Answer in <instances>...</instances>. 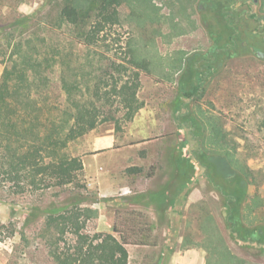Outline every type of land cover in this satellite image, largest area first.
I'll return each instance as SVG.
<instances>
[{"label":"rangeland","instance_id":"374dc122","mask_svg":"<svg viewBox=\"0 0 264 264\" xmlns=\"http://www.w3.org/2000/svg\"><path fill=\"white\" fill-rule=\"evenodd\" d=\"M71 1L0 0V76L5 66L19 62L22 49L33 48L43 57L60 46L61 55L72 67L86 62L88 55L97 72H105L102 83L108 92L96 101L100 116L118 119L117 132L124 134L123 141L137 142L143 151L135 165L141 167L136 176L153 178L152 188H161L152 191L160 195L161 209L156 210L153 199L155 208L150 214L138 209L142 207L127 205L144 198L145 193H139L135 183L126 189L132 196L126 201L99 203L95 187L87 184L82 172L78 174L83 185L80 189L72 184L15 192L3 182L0 264H56L47 255L37 228L49 207L57 209L77 201L102 207V216L98 213L86 221L84 231L91 234L110 231L116 211L135 210L147 215V244L126 245L128 264H207L204 246L218 237L242 259L237 264H264V244L243 242L231 231L227 219L231 205H226L228 199L222 194L226 190L233 198L239 220L248 227L264 224V0H217V4L214 0H109L119 22L107 27L104 42L90 48L76 46L75 55L69 53L66 38L86 30L104 0L82 6L74 26L59 19L61 8ZM216 33L219 36L213 40ZM126 39L135 46L136 55L148 61L150 69L140 70L137 96L143 106L131 119L124 118L126 109L111 89L118 76L113 62L129 64L121 47ZM43 69L49 87L40 96L47 103L42 114L60 119L71 109L60 87V65ZM132 70H128L130 77ZM75 96L91 98L85 88L83 96ZM197 116L216 120L235 147L233 158L249 168L246 178L237 171L241 189L223 183L215 186L205 174L197 155L202 152L200 141L208 140L210 130H204L205 137L202 130L197 132L193 123ZM205 146L215 148L208 143ZM64 150L71 154L68 145ZM207 155L214 161L226 160L217 153ZM122 172L117 176L125 179ZM131 176L135 178L134 173ZM64 238L60 249L74 242L69 231ZM213 259L217 260L214 254Z\"/></svg>","mask_w":264,"mask_h":264},{"label":"trees","instance_id":"16d2710c","mask_svg":"<svg viewBox=\"0 0 264 264\" xmlns=\"http://www.w3.org/2000/svg\"><path fill=\"white\" fill-rule=\"evenodd\" d=\"M87 2L92 0H72L65 4L59 12L60 21L67 25H78L79 11ZM214 3L217 4V0ZM231 19L232 17L227 18L229 21ZM118 22L119 14L112 7V2L102 1L87 29L80 34L77 32L75 37L66 38L71 48L69 53L75 55L73 52L76 46L83 49L104 42L108 34L107 27ZM229 29L232 34V22ZM218 33L213 36V40H217ZM121 47L127 55L126 62L130 65L113 62L112 68L117 71L118 76L113 80L111 89L126 109L124 118L131 119L143 106L137 96L140 70L150 72V69L148 61L136 55L135 46L128 39ZM22 50L19 52V62L5 66L0 76V184L9 183L15 192L49 186L64 188L72 184L78 189L83 188L78 182V174L83 168L82 160L79 156L67 154L64 149L71 140L104 121H114L115 131L119 130L118 119L100 116V104L96 102L102 98L103 92H108L102 83L105 72L99 74L97 66L94 67L88 55H85L86 62L83 63L82 60L75 67L70 66L66 56L61 55L60 46L43 57H39L33 48L28 49L29 51ZM55 64L60 65V87L71 108L70 111H64L60 119L56 116H43V107L47 103L40 97L44 88L49 87L48 76L43 68ZM87 65L90 68L88 71L84 70ZM131 67L134 68V75L130 77L128 70ZM83 88L90 93L91 98L83 100L75 96L76 93L83 96ZM193 123L197 132L202 130L203 137L206 136L204 130H210L208 140L200 141L202 152L197 155L200 164L205 167L207 177L215 186L223 183L241 189V176H238L237 171L246 178L249 168L233 158L235 147L229 142L227 133L216 120L211 121L207 117L197 116ZM206 143L215 148L209 149L205 146ZM207 153L220 154L226 160H211ZM133 169L136 168L129 167L126 170L130 172ZM222 194L228 199L226 205H231L227 218L231 231L243 242L264 244V224L254 229L248 227L239 220L233 198L227 195L226 190ZM115 215L116 222L110 231L91 234L84 231V226L89 218L98 216L97 208L88 204L80 205L79 201L57 209L49 207L41 219L37 234L44 242L47 255L56 264H128L126 245L147 244L148 217L135 210L121 213L116 211ZM68 231L74 242L60 249L59 245L65 242L64 236ZM213 242L211 240L204 246L207 264L242 263V259H238L226 247L221 237L215 238ZM213 254L217 260L213 259Z\"/></svg>","mask_w":264,"mask_h":264},{"label":"crops","instance_id":"0c3cea01","mask_svg":"<svg viewBox=\"0 0 264 264\" xmlns=\"http://www.w3.org/2000/svg\"><path fill=\"white\" fill-rule=\"evenodd\" d=\"M121 135L124 134L115 131L114 121L107 120L71 140L68 143L69 151L71 155L81 158L83 164L81 172L87 177V184L95 187L99 203L108 199L119 202L126 201L129 197H132L127 195L126 191L135 183L137 191L145 193L143 195L144 198L138 197L135 202L131 201L126 204L130 207H142L138 209H143V212L150 214L153 212L151 208L161 209L159 203L160 195L152 192L161 188H152L153 178L144 180L136 176L141 167H136L135 165H137L136 162L143 151L139 150L137 142L123 141ZM129 167L136 169L129 172L126 170ZM123 169L128 173L122 172ZM121 172L127 175L125 179L117 176ZM131 173H134L135 178H132ZM135 192L133 193L135 194ZM139 193L137 194L140 195ZM152 199L155 201V207L151 204L153 203ZM97 209L99 215L102 216V207L99 206ZM99 221L101 223V220ZM107 225L111 226L109 223Z\"/></svg>","mask_w":264,"mask_h":264}]
</instances>
